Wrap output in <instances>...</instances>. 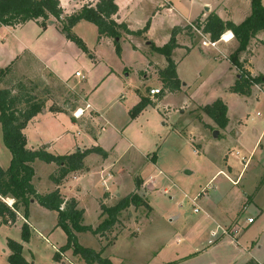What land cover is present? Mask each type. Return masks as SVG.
<instances>
[{"label": "rangeland", "instance_id": "1", "mask_svg": "<svg viewBox=\"0 0 264 264\" xmlns=\"http://www.w3.org/2000/svg\"><path fill=\"white\" fill-rule=\"evenodd\" d=\"M181 1L184 0H174V4L177 11L183 14L185 13V4ZM260 1L264 5V0ZM13 30L14 32L11 34L0 29L3 37L0 43L7 42L10 48L16 49L19 41H25L36 61L47 67L59 79L69 81L70 86L76 80H80V84L76 87L82 92L81 108H84L87 102L93 105V109L102 107L112 121V124L108 125L104 132H100L103 122L94 117L92 109L84 108L80 119L76 118V124L72 127H70L73 121L71 119L72 112L51 113L39 117L34 123L25 125V130L22 129V132L26 145L27 142L33 146L41 144V147L44 145L47 147V144H50L56 152L65 153L71 143L75 144L80 140L78 136H75L76 131L83 129L94 132L93 135L91 134L88 146L93 145L92 141L95 140L99 132L102 133V140L105 139L110 144H114L116 140L113 136L118 137V132H114V130L118 131V128L122 129L126 125L130 128L125 132L127 137L137 144L140 143L138 149L144 150V153L155 152L154 160L156 161L157 158L159 162L157 166L175 184V186L171 183L166 185L171 184L168 192L162 191L161 182L154 184L155 191L149 196L145 195L144 199L142 198L144 208L148 206L147 203H150L154 209L152 223L141 220L137 223V232L136 226L127 227L115 238L112 236L111 242V238L103 236L101 239L98 236V234H106L105 231L110 230L111 227L99 233L91 231L100 224L97 219L100 212L98 195L102 191L99 175L96 173L84 180L83 183H78L77 180L71 178L70 173V178L64 180L61 190L68 195L80 194L84 222L90 227L86 231L75 232L78 243L100 252L101 257L108 258L113 264H229L231 260L235 264H242L247 256L242 255L245 251L228 243V235L231 233L223 232V229H227L228 226L218 224L219 228H216L218 226L208 223V218H204V210L208 208V199H211L215 194L212 193L211 187L217 186L221 180H224L220 174L216 176V180L210 181V178L218 168L224 165L223 157L228 151L227 146L233 148V144L230 145L227 140H222L217 135V130L205 128L200 119L199 105L204 107L215 100H222L224 90L219 83L214 84V77V79H209L210 65L207 60L197 56L198 50H195L194 54H191L192 56L190 55V59H184L180 63L181 74L184 77L180 80L178 91L164 89L161 80L151 78L145 81V87L158 85L163 91L161 95H156V98L151 99L155 102L147 104L144 114L138 118L144 109L133 117H131L129 109L132 107V101L135 100V89L143 88L141 86L143 78L138 76L135 69L130 70L128 66L142 52L139 54L132 52L130 43H125L127 44L125 45L120 40L121 50L119 53L116 52L115 46L97 43L96 26L87 20H79L71 28V31L81 39L82 45L72 39H66L56 28L51 26L42 28L35 21H28ZM159 37H162L160 32L155 38ZM151 45L154 44L151 43ZM19 52L21 53V51ZM23 53L24 51L21 54L18 53L19 59L25 61L22 58ZM26 56L31 61L30 54L26 53ZM76 70L83 75V79L75 76ZM84 99L85 101H83ZM233 99H235V103H238L236 98L228 100L233 102ZM256 111H253L254 115ZM252 114L250 113L253 118ZM204 117L205 121H211V117L207 113ZM136 118L138 119L134 120ZM79 123L82 124L80 125L83 129H80ZM190 138L201 143L199 153L193 151L194 145L197 146V144ZM102 140H100L101 143L104 142ZM74 148L77 149L78 146ZM129 154L133 160L132 167L137 168L134 173L137 172V175L144 176L149 169L151 170L150 166L141 168L144 165V160L135 149L131 148ZM9 158L10 151L4 144L0 127V163L6 165ZM126 158L116 165V174L120 176L119 167L127 164ZM36 161V178L33 181L41 191L43 185L45 186L47 180L50 179L46 176L47 170L51 169L53 165L42 159ZM129 169L131 173L129 176H125V180L132 178L133 169ZM59 171L60 165L55 163L53 174L58 176ZM78 186L80 189L77 188ZM182 191L190 197H196V202L193 204L190 199L183 197ZM141 193L145 194L144 191ZM2 200L9 206L13 201L8 198ZM258 200L263 208L261 213L257 214L252 209L247 210L239 222L243 224V228L235 224L237 230L234 233L235 236L251 225L247 218L246 224L242 220L248 214L252 215V218L254 217V224H261L260 228L264 229V191ZM194 208L198 209L197 212L194 211ZM162 209L167 210L170 215L177 214L180 218L170 219L168 213L165 215ZM28 216L32 221L43 222V228L40 230L44 237L42 238L40 234L29 229L30 236L22 244V255L28 260L32 259L33 264H71L60 256L54 258L55 250L51 245L61 246L67 241L66 233L56 224L55 210L36 202L28 207ZM24 222L16 216L12 223H8L7 231H0V264H5L7 261V257H3L2 249L9 250L8 238L22 243L21 226ZM36 224L39 225V223ZM214 230L218 233V237L215 239L211 237V232ZM170 234L171 237H169ZM247 237H249L248 246L254 248L258 238H255L252 232L247 234L245 241ZM260 246L261 249L258 252L261 258H264V235ZM70 258L72 259V257ZM71 259L69 260L72 261ZM84 262H80L78 259L74 264H84Z\"/></svg>", "mask_w": 264, "mask_h": 264}, {"label": "crops", "instance_id": "2", "mask_svg": "<svg viewBox=\"0 0 264 264\" xmlns=\"http://www.w3.org/2000/svg\"><path fill=\"white\" fill-rule=\"evenodd\" d=\"M58 1L63 11L61 17L64 18L78 11L84 4L94 5L98 0ZM114 1L118 7V10L116 14L113 15V18L118 23H125L126 26L133 31L142 29L147 24V28L145 30L146 32L144 31L139 35L129 34L121 31V42L123 44L130 43L132 52L137 54L142 52V54L139 55V57L128 66L130 70L135 69L138 76L143 78L141 80V86H143V88L135 89L136 94L134 96L135 100L132 101V107L137 102H139L142 96H147V91L149 88L160 87L158 85H148L145 87V81H148V79L153 78L162 81L159 72L167 65L166 57L163 54L154 51L151 47V43H153L155 46H162L169 41L171 32L174 28H179V30L175 36L177 46L173 48L171 52V58L176 64V74L178 79L181 80L184 77L181 74L180 63L184 59H190V57L194 54V51L198 50L197 56L201 59L207 60L208 64L210 65V71L208 75L209 79L215 78L214 84L219 83L222 85L224 90V96H222V100L227 106L226 115L228 122L226 126L224 128H219L214 120L210 117H208L211 119L210 122L205 121L204 116L206 113L202 109L203 105H199L198 109L200 119L205 128H209L210 130H218L217 135H219L222 140H227V143L230 145L233 144V148L227 146L228 151L223 157L224 165L218 168L210 178V181L214 179L216 180V176H219L218 174H220L223 176L224 180H221L217 186L211 187L212 193L215 194L211 197V199H208V208L204 210V218H208V223H214L216 226L218 224H223L224 226L234 229V231L230 232L231 235H228L229 239L227 241L235 248H240L241 250L245 251L242 255L245 254L247 258L242 264H245L250 259L257 261L259 264H264V258H261L258 252L261 249L260 243L264 235V229L260 228L261 224H254L255 219H253V221L249 223L251 225L248 227V229L245 230L244 228L241 232H239L240 234L238 233L236 236L234 234L237 231L235 224H238L240 228H243V224H240L239 222L240 218L247 210L252 209L257 212V214H260L263 209L258 198L262 191H264V84L253 85L249 95L230 91V86H232L235 80L238 78L237 68L233 66L229 60V55L238 46V42L234 38L232 32L230 30H225L222 33V36L218 40L214 41V44L202 45L200 43L202 38L198 35H195L187 28V23L189 21H194L196 19L205 21L206 17L212 12L217 14L224 21L229 20L234 23H240L251 12L250 0H184L181 1L183 4H185V13L183 14L177 11L174 0ZM28 21H35L42 28L47 26L54 27L59 30V33L62 34L63 37L65 36L67 39L65 33L61 29V22L56 19H51V22L47 21L45 26H42L40 19H31ZM26 22L14 26L0 25V29H4L5 31L13 34L14 28L22 26ZM165 27L166 30H164ZM158 32L162 34V37L155 38L158 37ZM229 33H231V36L227 39L225 36ZM223 36L226 39H223ZM206 37L212 41L209 37V34L206 33ZM2 38V34L0 33V41H2ZM96 41L97 43H106L108 45L114 46L112 37L105 35L98 37V31L96 35ZM28 49V44L22 40L19 41L18 47L16 49L10 48L7 42L0 43V70H4L6 67H8V70L4 71L0 75V88H10L13 93L24 94L28 92L38 98L45 100V106L40 111L41 113L39 112L34 115L27 122L26 126L34 123L39 117L51 113L58 114L61 111H68L72 112L73 114V111L77 107H80L82 102V92L78 87H76L80 84V80H76V82L70 86L69 81L65 79H59L56 75L51 73L47 67L36 61L34 55ZM19 51H21V53L24 51L22 58H24L25 61L23 59H19V54H21ZM26 53L30 54L32 57L31 61L28 60L27 56L25 57ZM240 60L242 61L243 68L247 70L250 75H264V30L257 32V34L250 39L246 49L240 53ZM75 72H77V70ZM75 76L82 79L84 78L81 73L79 76ZM224 79L227 80L225 81ZM27 84L30 86H26ZM163 85V88L169 91H178L180 89L170 90L164 82ZM160 89V93L156 95L162 94L163 89ZM231 98H236L238 103H235V99H233V102H230L228 99ZM83 101H85V99ZM154 102L155 101L151 100V103ZM87 103L90 105L89 109H92V114L94 117L96 119H101L103 122L100 132H104L107 126L112 124L110 117L104 112L102 107L93 109V105L89 102ZM52 107L56 109H52ZM146 109L147 108L145 107L138 118L144 114ZM254 110H257L255 115L253 112ZM250 113H253V118L251 117ZM138 118L134 120H137ZM71 119L73 121L70 127L76 124V117L72 115ZM80 124L81 123H79L80 129H83L81 126L82 124ZM118 129V131L114 130V132H118V137L113 136V138L116 140L114 144H110L105 139H103L104 142L101 143L100 140H102V133L99 132L98 136L95 137V140L92 141V146H88V143L91 141V134L93 135L94 133L93 130H90L91 132H88L89 130L87 129H83L82 131L77 130L75 136H78L80 140L75 144L71 143L65 153L56 152L50 146V144H47V147H45L43 144L44 146L41 147V144L33 146L27 142V148L31 150L42 149L53 155L70 154L76 150L83 151L90 147H99L106 153L104 156L97 152L87 153L83 158V167L77 170L69 171L60 180H56L58 176L53 174L56 162L51 161L50 163H52L53 166L51 169H48L46 173V176L50 179L47 180L45 186L43 185V190L41 191L38 190L36 183L33 181L36 178L35 169L37 162L36 160L38 159L36 158L32 162V166L34 168L32 184L34 185L36 191L40 194H46L51 191L58 190L64 202L73 199L76 202V207L81 209V203L79 199L80 194L68 195L61 190V186L64 183V180L69 179L71 175V178L77 180L78 183H83L84 180L97 173L102 185V191L98 195L100 212L97 219L98 223H100L106 216V214H102L101 205H114L119 201V199L130 193H136L144 199L145 195L149 196L155 191L154 184L156 183L159 184L161 182L163 192H168L170 190L169 187L171 184L175 186L171 178H169L163 172V170L157 166V163L159 162L157 158L156 161L154 160L155 152L151 154L144 153V150H139L138 145L140 143L137 144L132 139L127 137L125 132L130 130V128L126 125H124L122 129ZM70 132L72 133V131ZM60 137L61 136H59V138ZM190 139L195 144H197V146H195L191 142L194 145L193 151L195 153H199V146L201 143L195 141L194 138ZM75 146H78V148L75 149ZM131 148L135 149L142 155L144 165L141 166V168L144 169L148 166L151 167V170L149 169L144 176L139 174L137 175V172L134 173L137 168H133L131 165L133 163L132 156L129 154ZM91 158L95 159L90 160ZM125 158V162L127 164H123L121 167H119V170L121 171L120 176L119 174H116V165H118L117 163ZM10 159L11 153L6 165H2V163H0V166L3 169L7 168ZM90 163L92 164L89 165ZM129 168L133 169L132 178L130 180H125V176H129L131 173ZM137 182H139L138 186L136 185ZM169 183L171 184L166 186ZM77 188L80 189L79 186ZM143 191L145 194L141 193ZM181 193H183V197L190 199L191 202L195 198L190 197L183 191ZM0 198L2 197L0 196ZM5 198L12 199L10 197ZM36 202L37 201L35 199H32L30 205H34ZM147 205L148 206H146V208H144L145 205H130L122 210L111 229L105 231L106 234H98L99 238L103 239V236L108 237L111 238L112 242V236L115 238L118 233H122V231L127 227H132L134 225L136 226L135 230L137 232V223L141 220L152 223V219L154 218V209L150 203H147ZM63 207L64 203L61 205V208ZM55 212L57 216L56 219H58L57 211ZM163 212L165 215L168 213L167 210H163ZM168 216L170 219L180 218L179 215L174 213L172 215L168 213ZM17 217L18 219L25 221L28 224L29 229H32L34 233H37L38 235L40 234L42 238L44 237L40 230L43 228V222L39 220H34V222L28 218L29 216L24 217L21 212L17 213ZM248 217H252V215L248 214L244 216L242 219L243 223L246 224V218ZM36 223H39V225ZM82 224L87 225L84 222L83 215ZM8 229V223H3L0 219V231H7ZM251 232L254 233L255 238H258V240H256L257 245L254 248L249 247L247 244L249 237H247V240L245 241V237ZM171 236L172 235L170 234L169 237ZM51 246L55 252H59L60 258L63 260H68L71 264H74L75 260L78 259L80 262H84V260L79 255H74L71 253V249L59 251L62 245L57 246L52 244ZM216 246H214V248H216ZM2 251L4 253L3 257H7L10 253L8 249H2ZM70 257H72V259ZM69 259H71L73 262ZM28 261H32V259H29ZM7 263L8 262L6 261L5 264ZM84 264L86 263L84 262ZM229 264H235V262L231 260Z\"/></svg>", "mask_w": 264, "mask_h": 264}, {"label": "trees", "instance_id": "3", "mask_svg": "<svg viewBox=\"0 0 264 264\" xmlns=\"http://www.w3.org/2000/svg\"><path fill=\"white\" fill-rule=\"evenodd\" d=\"M251 12L240 23H234L229 20H222L217 14L210 13L203 21V31L209 34L212 41L218 40L225 30H230L238 42L237 48L229 55V60L237 68L238 78L230 86V91L249 95L251 87L255 84H264V75L252 76L243 68L240 60V53L244 51L252 37L257 32L264 30V5L260 0H250ZM118 7L114 0H98L94 5L84 4L81 8L66 16L61 17L63 11L58 0H0V25L14 26L24 23L31 19H40L42 26L51 19L61 22V29L66 37L82 45L81 39L72 31V26L79 20H87L94 23L97 27L98 37L103 35L113 38L116 52H120L121 31L129 34H142L147 24L138 30H130L125 23H118L113 15L116 14ZM200 19L194 20L198 22ZM188 28V26H187ZM179 28H174L168 42L162 46H152L156 52L166 57L167 65L160 70L159 75L162 81L170 90L180 88V80L176 74V64L171 58L173 48L177 46L176 33ZM0 70V75L4 71ZM149 90V89H148ZM161 91V89L159 90ZM148 96V91H147ZM142 96L131 109V117L142 111L147 104L151 103V98ZM150 98V99H149ZM45 106V100L38 98L28 92L13 93L10 88H0V125L2 129V138L4 144L11 153V159L7 168L0 166V196L2 198L10 197L13 199L11 206L7 205L0 198V219L3 223H12L21 212L24 217L28 216V207L32 199H35L41 205L57 211V225L60 226L67 235V241L62 245L59 251L72 249L73 254L79 255L87 264H113L108 258L100 256L89 247H84L78 243L75 232L86 231L90 229L82 224V210L76 207L75 200H63L58 190L46 194H40L32 184L34 168L32 162L38 158L47 162L54 161L60 165L58 178L60 180L69 171L77 170L83 167V158L89 152H98L103 156L106 154L99 147L87 148L83 151L76 150L70 154L53 155L42 149L31 150L26 147L25 136L22 129L27 122ZM52 109H56L53 108ZM216 123L219 128H224L228 122L226 115V104L218 99L211 104L202 107ZM139 185V182L136 183ZM62 203L64 207L61 208ZM144 201L136 193H130L111 206L102 205V214L105 218L100 222L93 233L108 230L116 222L119 213L130 205H142ZM146 204V203H145ZM30 236L29 226L24 222L21 226V239L27 241ZM7 246L10 253L7 256V264H33L22 255V243L12 238L7 239ZM54 258H59V252H55ZM245 264H259L250 259Z\"/></svg>", "mask_w": 264, "mask_h": 264}, {"label": "built area", "instance_id": "4", "mask_svg": "<svg viewBox=\"0 0 264 264\" xmlns=\"http://www.w3.org/2000/svg\"><path fill=\"white\" fill-rule=\"evenodd\" d=\"M187 26H188V29L192 32V33H194L195 35H198V36H200L202 39L200 40V43L202 44V45H209V44H214L215 42L214 41H210L207 37H206V33L203 31V21L202 20H199L198 22H195V21H189L188 23H187ZM222 36V35H221ZM220 36V37H221ZM223 39H226L224 36H223ZM75 75H77V76H79L80 75V72L79 71H77V72H75ZM160 88H158V87H152V88H149V90H148V96L152 99H154L155 98V95L156 94H158V93H160ZM89 104L88 103H86L85 104V107L84 108H89ZM84 108H81V107H77L74 111H73V116L74 117H76V118H79L81 115H82V113H83V111H84ZM78 111H81V115H78ZM195 201H196V197L192 200V203L194 204L195 203ZM12 204V203H11ZM11 204H10V206H11ZM198 209L197 208H194V211H197ZM247 221L248 222H252L253 221V218L252 217H248L247 218ZM218 227H216V228H219V225H217ZM231 231H234V229H232V228H227V229H223V232H228V233H230ZM211 237L213 238V239H215V238H217L218 237V233H217V231L216 230H214V231H212L211 232Z\"/></svg>", "mask_w": 264, "mask_h": 264}, {"label": "bare ground", "instance_id": "5", "mask_svg": "<svg viewBox=\"0 0 264 264\" xmlns=\"http://www.w3.org/2000/svg\"><path fill=\"white\" fill-rule=\"evenodd\" d=\"M231 36V33H229L228 35H226L225 37L228 39ZM78 115H81V111H78Z\"/></svg>", "mask_w": 264, "mask_h": 264}, {"label": "water", "instance_id": "6", "mask_svg": "<svg viewBox=\"0 0 264 264\" xmlns=\"http://www.w3.org/2000/svg\"><path fill=\"white\" fill-rule=\"evenodd\" d=\"M49 22H51V21H49ZM238 76H239V75H238ZM215 130H216V129H215ZM217 131H218V130H217ZM217 131H216V132H217Z\"/></svg>", "mask_w": 264, "mask_h": 264}]
</instances>
